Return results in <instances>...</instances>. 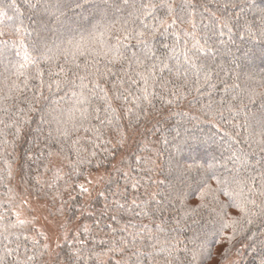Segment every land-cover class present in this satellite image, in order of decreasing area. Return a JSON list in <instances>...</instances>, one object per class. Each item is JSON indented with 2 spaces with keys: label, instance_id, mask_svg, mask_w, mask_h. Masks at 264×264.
Wrapping results in <instances>:
<instances>
[{
  "label": "trees",
  "instance_id": "trees-1",
  "mask_svg": "<svg viewBox=\"0 0 264 264\" xmlns=\"http://www.w3.org/2000/svg\"><path fill=\"white\" fill-rule=\"evenodd\" d=\"M97 2L89 0L82 8L65 9L61 22L56 23L50 18L54 6L71 5L73 0H0V8L14 17L0 23L5 33L0 42L7 41V45L0 43V50L6 47L9 57L16 59L11 50L19 49V41L12 32L13 23L22 24L26 44L36 30L44 32L53 49L68 40H79L96 23L90 5ZM190 2L196 6L198 25L204 22L197 37L212 51L191 48V37L183 35L187 25H177L153 40L160 59L146 62L156 65L153 79L157 84L149 86L150 104L142 98L143 82L132 83V79L139 81L135 63L129 67L127 62L84 56L41 62L45 85L51 83L52 89L44 88L38 104L34 100L40 96L38 81L29 80L25 88L21 77V91L9 92L8 74L0 63V119L5 121L0 124V216L5 218L0 221V259L4 264L27 256L33 257L29 264H154L147 253L151 251L149 235L159 232L157 225L164 229L161 236L182 242L169 257L179 264H187L191 250L200 254L197 264H261L264 217H255L254 223L233 233L231 227L222 229L219 212L223 209L229 216L239 215L238 209L230 207L233 197L224 194L225 189L239 191L234 177L256 176L258 189L264 172L259 144L264 118V42L258 32L264 0H247L254 7L234 0L241 7L227 10L222 17L226 28L205 27L225 0ZM13 3L14 8L10 7ZM45 5L50 6L49 12L44 11ZM159 15L163 17V11ZM176 32L181 43L187 40L189 57L209 69L207 82L203 72L197 75L183 63V56L176 72L177 61L168 59L172 53L165 47L175 43ZM126 43L127 55L140 53L135 40ZM161 60L168 64L162 72ZM60 67L65 72L60 73ZM97 68L99 74L92 76ZM30 72L34 74L35 68ZM73 73L88 76L83 83L89 115L83 127L66 137L57 131L54 121H48L73 104L80 93L81 82ZM66 78L76 79V84L57 91L56 81ZM30 106L38 110L28 112ZM25 119L19 133L15 126H5ZM93 174L98 177L90 183ZM214 177L228 183L217 184ZM207 186L217 190L215 198L208 195L201 201V190ZM41 200L47 202L53 216L65 219L61 242L54 249L37 233L33 220L19 217L22 210L29 209L28 203ZM17 216L23 224L16 223ZM10 224L16 227L4 232V226ZM230 236L234 239L229 240ZM121 241L128 245L123 254L118 250ZM5 245L14 250L12 255H6ZM166 256V252L156 253L157 264H163Z\"/></svg>",
  "mask_w": 264,
  "mask_h": 264
},
{
  "label": "snow or ice",
  "instance_id": "snow-or-ice-1",
  "mask_svg": "<svg viewBox=\"0 0 264 264\" xmlns=\"http://www.w3.org/2000/svg\"><path fill=\"white\" fill-rule=\"evenodd\" d=\"M247 4V0H244ZM89 0H73V4H57L55 5V11L50 13V18H54L56 23L61 22V17L65 13V9H70L71 7L82 8L85 4H88ZM248 7H254L252 4H247ZM10 7L14 8L15 4ZM93 8L94 17L96 18V23L92 30L88 32L87 36H81L79 40H68L62 45H57L55 49L49 46L48 38L44 32L36 30V34L33 39L26 44L23 39L24 28L21 25H16L13 23L12 32L18 37L19 49H13L15 60L9 57V51L6 47L0 50V63H4V73L6 75V81L8 83L9 92H19L21 77H24L22 83L25 88L28 86L29 80H36L38 84L36 86L37 91L40 93L39 97H34L35 102L38 104L40 99L43 98L44 88L47 87L49 91L52 89V84L49 83L45 85L43 79V72L40 68L41 62H54L60 58L67 59L69 56L75 59L77 56L84 57H103L107 59L110 63L117 62H127L129 67L135 63L136 66V76L139 77V81L132 79V83L143 82V99L147 100L149 104V86L155 88L157 81L153 79L156 75V65L153 63L151 66L147 65L148 60L160 59L156 56V51L151 42L157 39L158 36H163L169 32L170 29L176 27L177 25H187V28L183 29V35L185 37H191L192 44L191 48L195 49L197 52L212 51L210 47H206L205 44H201L200 39L197 37V29L200 25H203V20L200 24L197 23V11L196 6L190 2V0H181L180 4H176L175 0H98L94 5H90ZM241 7L239 3L234 2V0H225L224 4L217 5L216 11L211 13L212 19L209 20L208 25L205 27H214L219 25L221 28L228 27L227 23L222 19L229 8ZM49 5L44 6V11L49 12ZM163 11L164 16L162 17L159 13ZM207 12L209 9L204 8ZM0 23L4 20L13 21L14 17L9 16L8 12L3 8H0ZM260 28L258 29L259 38L264 42V8L260 9ZM44 27H47L45 24ZM230 31V29H229ZM223 35L221 31L219 33ZM5 35V33L0 30V36ZM176 40L173 45H165L166 48L171 49L172 55L168 59H176V72L180 71L181 60L180 57L183 56V63L190 65L196 70L197 75L203 72L205 74V81L209 79L208 72L209 69L204 64L197 65L188 55V42L187 40L181 43V36L179 32L174 33ZM135 40L136 45L140 46V53L133 52L131 56L127 55L128 44L126 42ZM4 45H7V41H2ZM87 59L85 60V66H87ZM163 65L160 69L162 72L165 68H168V64L161 60ZM35 68V73L30 72V68ZM77 69L80 65H76ZM68 71H71L69 69ZM171 71V69H169ZM60 73L65 72L63 67L59 69ZM92 76H97L99 74V68L95 72L90 73ZM187 75V70L183 73ZM59 75V73H56ZM77 79L81 82V91L77 95V98L73 104H71L67 109H61L59 113L48 121L52 123L53 121L57 125V131L62 132L64 136H68L72 130H78L79 127H83V121L87 119L89 113L84 107L89 101L85 96L84 88L86 85L83 83L88 79L87 75H77L73 73ZM76 84V79L66 78L63 81H56L57 91L62 90V88H71ZM96 87L99 84L96 83ZM163 87V85H161ZM238 87V85H237ZM227 88V86H226ZM103 91V89H102ZM125 91H127L125 89ZM74 95H76L74 93ZM131 95V93H129ZM140 97H137L139 100ZM171 102V101H169ZM244 107V105H241ZM35 106H30L28 112L37 111ZM43 111V109H39ZM99 111V109H97ZM144 115H148L146 109H141ZM5 115H7V109L4 110ZM43 119V117H42ZM27 122L25 120L13 121L12 125L5 124L8 126H15L17 133L20 131V124ZM5 121L0 119V124H4ZM111 123V121H109ZM71 126V127H69ZM260 140L259 144L262 145L261 151L264 152V118L260 121ZM76 143H79L78 141ZM77 155L79 156V150H77ZM92 155H95L93 152ZM235 155V154H234ZM237 159L239 157H236ZM258 163H260L258 161ZM211 167V166H210ZM217 184H227L228 181L220 180L218 177H214ZM233 182L239 188V191H229L225 189V195L232 196V205L239 211L238 216H229L226 212L221 209L219 215L223 221L221 227L228 228L231 227L233 233L242 229L244 225H251L254 223L255 217H264V172L260 174V186L257 189V177L249 176L247 179H236L233 178ZM87 191V189H84ZM216 189H212L211 186H207L201 190L200 197L201 201L208 195H213ZM259 197V203H257V198ZM135 203V201H133ZM206 206V205H201ZM5 218L0 216V221ZM18 224H23L24 221L19 220L17 216ZM16 224L5 225L3 231L8 232L10 228H15ZM145 227H147L145 225ZM159 232L151 233L149 235V240L152 242L148 245L151 249L147 255L153 257L154 264H157L155 254L156 253H167V256L163 260V264H179V262L170 259L173 254L177 251L178 245L182 243L177 237H169L168 235L161 236L164 233V229L157 225ZM7 239V236H5ZM135 237H133V240ZM229 240L234 239V236L228 237ZM122 247L118 250L123 254L127 250V243L121 241ZM6 255H12L14 250L8 249L5 245ZM117 249H112L116 251ZM188 252L187 246L184 249ZM200 254L191 250V258L187 261V264H197ZM33 259L32 256H27L25 259H16L14 264H29V261ZM0 264H4V260L0 259ZM117 264H120L118 261ZM126 264V262H125ZM261 264H264V259H262Z\"/></svg>",
  "mask_w": 264,
  "mask_h": 264
},
{
  "label": "rangeland",
  "instance_id": "rangeland-1",
  "mask_svg": "<svg viewBox=\"0 0 264 264\" xmlns=\"http://www.w3.org/2000/svg\"><path fill=\"white\" fill-rule=\"evenodd\" d=\"M97 177L96 174L89 176L90 183L91 180L95 181ZM28 205L29 209L22 210L19 217L33 220L37 233L42 236L48 247L51 249L56 248L61 242L60 229L65 219L53 216L49 211L47 202L44 200L33 201Z\"/></svg>",
  "mask_w": 264,
  "mask_h": 264
}]
</instances>
